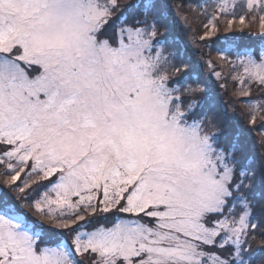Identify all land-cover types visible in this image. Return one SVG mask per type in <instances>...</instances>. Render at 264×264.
<instances>
[{
  "label": "snow or ice",
  "instance_id": "6c2138e0",
  "mask_svg": "<svg viewBox=\"0 0 264 264\" xmlns=\"http://www.w3.org/2000/svg\"><path fill=\"white\" fill-rule=\"evenodd\" d=\"M182 7L0 0V264H264V49L191 61ZM187 7L264 44V0Z\"/></svg>",
  "mask_w": 264,
  "mask_h": 264
},
{
  "label": "rangeland",
  "instance_id": "374dc122",
  "mask_svg": "<svg viewBox=\"0 0 264 264\" xmlns=\"http://www.w3.org/2000/svg\"><path fill=\"white\" fill-rule=\"evenodd\" d=\"M175 5H184V7L180 8L176 17L175 21L179 23L180 27L183 28L184 34H185V46L189 48L191 51H196V54L194 56L193 62H200V64H203L205 60L212 59L213 62L217 65L216 70L222 71L225 76L228 75V69L223 68L221 69L219 67L220 62L216 60L217 52L215 48H211L212 44H215L220 38H224L225 36H241L245 37V35H251V37H259V21H255L251 24L248 23V21L251 19V16L249 15L246 18V24L247 27L240 26L238 23L236 25H233L232 31H225L226 21L224 20L223 15L220 16V19L216 21L217 27L219 31L215 34V36L207 39V40H200L199 37L203 35L204 23H207L208 21V15H199L198 13H191L188 10V5H195L198 7L197 3L198 0H173ZM201 5H207L208 6V13L209 15L213 12V0H207L203 2ZM186 17V20H185ZM243 27V31L240 30V28ZM205 45H208L209 47H205ZM253 54L256 56L257 59H259V54L257 55L255 52ZM204 75L210 76L211 70L205 67L203 69ZM217 85H219L220 81L216 82ZM228 87H227V94L229 96H226L225 98H229L231 100L235 99L232 98V90L236 86L234 81L228 80ZM259 92L260 94L264 93V88H261L259 86L253 85L252 86V93ZM223 94V92H221ZM222 96V95H221ZM247 111V110H246ZM19 183V181H17ZM0 189H3L4 191H7V188L4 185V177L0 175ZM21 212L28 213L29 215H32V210L29 208H21ZM35 218V217H33Z\"/></svg>",
  "mask_w": 264,
  "mask_h": 264
},
{
  "label": "trees",
  "instance_id": "16d2710c",
  "mask_svg": "<svg viewBox=\"0 0 264 264\" xmlns=\"http://www.w3.org/2000/svg\"><path fill=\"white\" fill-rule=\"evenodd\" d=\"M207 0H198V7L201 6V4L203 2H205ZM180 24L177 23L175 21L174 23V33L177 37H179L181 39V41L183 42V44L185 45V34H184V30L182 27L179 26ZM226 37V36H225ZM227 37H235L236 38V41L238 43V45H240L241 47H250L254 50V52L258 55L261 51V49H264V44L261 43L260 41V38L259 37H251V35H245V37H241V36H227ZM223 40V38H220L217 42H215V44H212L211 48H215L216 49V52H217V49L219 47L222 46V43L221 41ZM187 57L191 60V61H194V56L196 54V51H191L189 48H187L185 46V49H184ZM218 86V85H217ZM220 92H223L222 97H223V101H224V104L225 105H228L232 100L229 99V98H225L226 96H229L227 94V91L224 90V89H221ZM232 98H235L233 96H231ZM261 98H264V93L263 94H260L259 92H255V93H252V96L251 97H241L240 99L241 100H248V99H256V100H259ZM245 112H246V109H245ZM233 113H231L230 111V115H232ZM259 139V136L255 133H253L250 137V144H254L255 141H257ZM255 153L256 155L258 156L259 153H260V148L257 146H255ZM255 247L256 245H254V250H255Z\"/></svg>",
  "mask_w": 264,
  "mask_h": 264
}]
</instances>
